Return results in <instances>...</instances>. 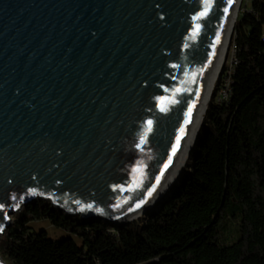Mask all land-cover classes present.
Segmentation results:
<instances>
[{
  "label": "water",
  "instance_id": "water-1",
  "mask_svg": "<svg viewBox=\"0 0 264 264\" xmlns=\"http://www.w3.org/2000/svg\"><path fill=\"white\" fill-rule=\"evenodd\" d=\"M236 3L0 0V238L38 199L117 225L140 213L179 161Z\"/></svg>",
  "mask_w": 264,
  "mask_h": 264
},
{
  "label": "trees",
  "instance_id": "trees-1",
  "mask_svg": "<svg viewBox=\"0 0 264 264\" xmlns=\"http://www.w3.org/2000/svg\"><path fill=\"white\" fill-rule=\"evenodd\" d=\"M231 43L227 99L210 100L187 167L144 223L82 220L38 199L0 238L5 264H264V0L236 18Z\"/></svg>",
  "mask_w": 264,
  "mask_h": 264
},
{
  "label": "rangeland",
  "instance_id": "rangeland-1",
  "mask_svg": "<svg viewBox=\"0 0 264 264\" xmlns=\"http://www.w3.org/2000/svg\"><path fill=\"white\" fill-rule=\"evenodd\" d=\"M252 2H253V0H240L239 1L238 7H237L236 13H235L236 14L235 15V21H236V18H239L242 13H245V12L250 10ZM234 24H235V22H234ZM232 32H233V30H232ZM231 38H232V34H231ZM233 58H234V49L232 47V43H231V40H230V44H229L227 53H226L225 58L223 59V62L221 64V68H220V71H219L218 78L216 79L215 84H214V86H213V88H212V90L210 92L209 100L206 103V105L210 102V100L212 98H215V99L218 98V100H219V98L221 97V93L224 92V87L229 81L228 73L231 71ZM201 123H200V125H201ZM193 144L194 143H192V147H193ZM188 159H189V157H188ZM187 162H189V161L187 160ZM187 162H186L185 166H183L180 169V171L178 173V176L176 177L175 181L170 185L168 190H166L163 193L162 197H160L157 201L152 202V204H151L152 206H150V208L148 210H144L141 215H135L132 218H130V219L126 220V221H123L122 224H127L129 222H135L137 220L140 221V223H144L145 220H146V217H147L145 214L154 211L155 210V205L159 201H161L164 198H166V196L168 195V193L170 191V188L179 179V177L181 176L182 172L187 167V165H188ZM20 212L15 213L14 215H12V217H11V221L12 222L15 220V216L18 215ZM115 225H117V224L115 223ZM30 226L36 232H38L39 230L45 231L46 234L48 235V237L53 238V239H62V238L68 237V234H66L65 232H63L61 230L55 229L48 221L32 222V223H30ZM234 229H235V224L234 223L227 221L224 224V229H223V232H222L223 233L222 234V241L224 243H230L234 239V237H235Z\"/></svg>",
  "mask_w": 264,
  "mask_h": 264
},
{
  "label": "bare ground",
  "instance_id": "bare-ground-1",
  "mask_svg": "<svg viewBox=\"0 0 264 264\" xmlns=\"http://www.w3.org/2000/svg\"><path fill=\"white\" fill-rule=\"evenodd\" d=\"M240 0H237L236 3V7L233 13V16L231 18L229 27L227 29L223 44L221 46V48L219 49L214 62L210 68V71L208 73V76L206 78L205 81V90H204V100H203V105L201 108V112L200 115L193 127V130L184 146V149L180 155L179 161L177 162V164L175 165V167L173 168L172 172L170 173V175L168 176V178L166 179V181L164 182V184L162 185V187L160 188V190L158 191L157 195L155 196V198L138 214L136 215H141L143 213L144 210H148L150 208V206H152V202L157 201L160 197H162L163 193L168 190V188L170 187V185L175 181L176 177L178 176V173L180 171V169L185 166L188 157L190 156V151L192 149V143H194L195 139H196V135H197V130H199V127L201 126L200 123L202 122V118L204 116L203 111H204V107L206 105V103L209 100V96H210V92L215 84L216 79L218 78L219 75V71L221 68V64L223 62V59L225 58V55L227 53L229 44H230V40H231V34H232V30L234 27V22H235V13H236V9L238 7Z\"/></svg>",
  "mask_w": 264,
  "mask_h": 264
},
{
  "label": "built area",
  "instance_id": "built-area-1",
  "mask_svg": "<svg viewBox=\"0 0 264 264\" xmlns=\"http://www.w3.org/2000/svg\"><path fill=\"white\" fill-rule=\"evenodd\" d=\"M233 61H232V65H233ZM232 68V67H231ZM230 73H231V71L228 73V75L230 76ZM228 86H229V81H228V83L225 85V87H224V92L223 93H221V97L219 98L220 100H226L227 99V96H228Z\"/></svg>",
  "mask_w": 264,
  "mask_h": 264
},
{
  "label": "snow or ice",
  "instance_id": "snow-or-ice-1",
  "mask_svg": "<svg viewBox=\"0 0 264 264\" xmlns=\"http://www.w3.org/2000/svg\"><path fill=\"white\" fill-rule=\"evenodd\" d=\"M228 2L231 3V0H228ZM205 3H210V0H205ZM225 12H227V8H225ZM206 14H207V10H205V12L202 15H206Z\"/></svg>",
  "mask_w": 264,
  "mask_h": 264
}]
</instances>
